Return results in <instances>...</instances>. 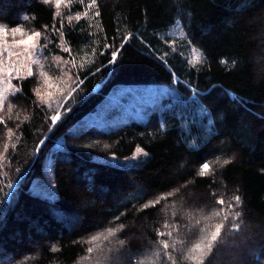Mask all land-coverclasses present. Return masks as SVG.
<instances>
[{
	"label": "trees",
	"instance_id": "16d2710c",
	"mask_svg": "<svg viewBox=\"0 0 264 264\" xmlns=\"http://www.w3.org/2000/svg\"><path fill=\"white\" fill-rule=\"evenodd\" d=\"M74 1V12L87 11L79 21L55 19L44 0H0V24L45 31L51 54L66 57L76 79L62 108L35 102L33 78L20 83L24 117L0 178V259H11L0 264H171L160 239L182 241L168 251L191 264L183 254L227 212L204 264H264V0H96L92 8ZM177 21L185 38L173 49L161 35ZM184 44L203 60L191 65ZM136 83L173 86L178 97L143 124L67 132L116 85ZM137 147L145 156L133 167L93 160L129 158ZM47 157L53 200L29 192ZM109 228L120 230L109 236Z\"/></svg>",
	"mask_w": 264,
	"mask_h": 264
},
{
	"label": "rangeland",
	"instance_id": "374dc122",
	"mask_svg": "<svg viewBox=\"0 0 264 264\" xmlns=\"http://www.w3.org/2000/svg\"><path fill=\"white\" fill-rule=\"evenodd\" d=\"M47 4L53 9L55 19H60L61 21H76V12L72 9L75 4L74 0H72L71 5L68 7H65V4L61 3L59 8H57L53 0H49ZM69 17H71V19H69ZM18 27L21 28L25 34L34 32L25 24ZM40 33L41 36L37 41L39 47L36 49L38 55L35 57L39 60V63L32 65L33 75L28 76L27 65L29 61L22 55L21 63L25 67L19 73L13 71L10 80L7 72L0 76V89L4 91V102L0 105V118L3 120V122L0 123V178L4 177L3 163L8 162L7 153L14 144L13 139H15L17 123L24 117L21 102L19 101L20 83L27 78H33V96L35 102L38 105L46 106L57 105L62 102L60 108H62V104L65 103L76 89V79L71 74L68 59L66 57L52 55L51 48L49 47L51 43L49 34L45 31H41ZM161 36L163 42L173 49H175L178 44H182L181 42L185 38L180 25L178 27L174 25L171 26ZM15 38L19 40L22 37L17 33ZM8 40H12L11 31H9ZM182 46V49L185 51L184 56L191 65L198 64L203 60L202 55L194 48L186 44ZM59 48H61V45H59ZM15 51L23 53L24 46L17 47ZM4 60L6 65L8 62L6 55ZM13 62H15V58ZM41 72L46 74L47 79L45 75H41ZM18 77H22V79ZM5 81L8 83H4ZM9 83L12 85L11 89L9 88ZM16 89H19V91H15ZM13 91H15L14 95L12 94ZM37 92H39V95ZM177 97L178 95L175 87H170L166 84H118L106 94L104 99L98 103L93 110L80 118L67 132L70 134H77L90 127L104 131H112L130 122L143 124L147 121L152 112L159 114L170 108L175 103ZM191 97L193 98V95ZM203 113L202 111L201 115ZM10 131L11 135H9ZM5 144L8 145L7 149L4 147ZM55 147H61L60 140L56 143ZM143 156H145L144 152L137 153L135 150L129 158L125 159L108 156L96 157L93 160L98 163L127 168L135 166ZM133 157L136 158L134 159ZM27 172L28 170L22 175L23 178L27 175ZM16 183L11 184L12 187L9 188L8 197L11 192L15 190ZM29 192L32 195H37L48 200L55 199V187L48 157L44 160L42 165L41 177L33 179L30 182ZM227 213L221 215V218H223L224 215L228 216L229 214ZM218 220L220 221V218ZM10 259V257L2 258L0 259V263L8 262Z\"/></svg>",
	"mask_w": 264,
	"mask_h": 264
},
{
	"label": "snow or ice",
	"instance_id": "6c2138e0",
	"mask_svg": "<svg viewBox=\"0 0 264 264\" xmlns=\"http://www.w3.org/2000/svg\"><path fill=\"white\" fill-rule=\"evenodd\" d=\"M45 3H48L49 0H44ZM53 2L55 3V5L57 6V8H59L61 3L65 4V7H68L69 5H71L72 0H53ZM81 2H83V0H81ZM245 2L247 3V0H245ZM89 8L95 7L96 6V0H89ZM81 13L77 12L76 13V20L79 21L81 19ZM83 15H87V11H85L83 13ZM95 15L99 16L100 13L97 11L95 13ZM69 19H71V17H69ZM174 26H179V22L177 21L176 24ZM9 31H11L12 34V40L9 41L8 40V34ZM19 33L21 35V39L17 40L16 34ZM61 35H63V33H61ZM41 33L40 32H33L30 34H25L21 28L16 27V28H11L9 29V27L4 26V25H0V76H2L5 72L8 73L9 75V80L11 79V74L13 71L19 73L25 66L21 63V56L23 55L25 58L28 59L29 63L27 65V74L28 76H32L33 75V71H32V65L33 64H38L39 60H37L35 57L38 55V53L36 52V49L39 47V44L37 43L38 39L40 38ZM131 36V33H127L124 35L123 37V41H127L129 39V37ZM122 41V42H123ZM20 46H24V51L23 53L21 52H17L15 51V49L17 47ZM105 47H108L107 44L104 45ZM63 51L68 52L69 49L68 48H64ZM119 51V50H117ZM117 51H113L112 52V61H110V63L114 62L117 56ZM5 55L7 56V64L5 65V60L4 57ZM15 58V62H13ZM41 75H45L46 74L44 72H41ZM21 78L22 77H18ZM47 79V76H46ZM4 83H8L7 81H5ZM9 88H12V85L9 83ZM15 91H19V89H16ZM15 91L12 92V94H15ZM37 94L39 95V92H37ZM4 102V91L3 89H0V105H2ZM60 118V113L57 112L56 114H54L51 117V122L52 124H56L57 121ZM3 120L2 118H0V123H2ZM9 135H11V131L9 132ZM5 149H7L8 145L5 144L4 145ZM137 153H142L143 149L140 147H137L136 149ZM134 159L136 157H133ZM229 160H224L223 164H228ZM210 170V165L209 163L205 162L200 166L199 169V175L203 176L205 175L208 171ZM8 187L11 188L12 185L8 184ZM168 196L173 195V193H168ZM161 199H164V197H159L155 200L149 201L148 203H145L142 205L143 208H148L149 206H154L156 204H158L160 202ZM233 199L235 200V204L239 205L241 203V198L239 196H235L233 197ZM217 203L220 205H223L225 203V201L221 198L219 200H217ZM233 205L231 203L228 204V208H232ZM224 209L221 208L220 212H216L213 211L212 212V216H220L221 212H223ZM173 215H175V213H173ZM241 216V212L240 211H236L234 216L232 217L233 220H235L236 218ZM210 217L205 216L204 219H209ZM227 215H224L223 218L221 219V221L219 223H216L214 225V229L211 230L210 232H208L206 229H201L202 233H205L203 235H201L198 239L197 242L193 243L188 249L187 251L183 254L182 259L186 260V261H190L191 264H204V261L206 259V257L212 253L213 248L215 247V245L218 242V239L221 235V231L222 228L224 227V221L227 220ZM200 221L197 220L196 224H199ZM165 228H168L169 225L167 223H165L164 225ZM240 227L239 224L233 223L232 224V230L236 231L238 230ZM120 228H123V225L120 226ZM120 229H113V228H109L107 229L108 235L112 236L115 234L116 231H118ZM172 236V232H161L159 230H157V236L158 237H163V236ZM92 240H96L97 237L96 236H92L91 237ZM107 239V237H106ZM121 244H124V241L121 240L120 241ZM159 245L162 246V252H163V256L168 260L171 261V264H177V259L168 251L169 248L171 247L173 250H175V246L177 243H182V241H176L173 240L170 244V242L168 240H164V239H160L158 241ZM87 251L89 253H91L93 251V248L89 247L87 249ZM161 254V250L158 249L157 251L153 252L154 256L159 257Z\"/></svg>",
	"mask_w": 264,
	"mask_h": 264
}]
</instances>
